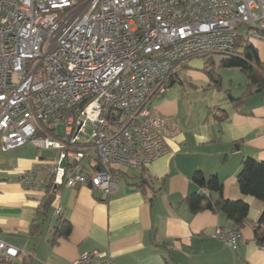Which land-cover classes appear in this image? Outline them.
I'll use <instances>...</instances> for the list:
<instances>
[{"label":"built area","instance_id":"2783aa9c","mask_svg":"<svg viewBox=\"0 0 264 264\" xmlns=\"http://www.w3.org/2000/svg\"><path fill=\"white\" fill-rule=\"evenodd\" d=\"M238 35L264 41L263 0H0V150L55 152L15 181L110 195L121 168L161 157L178 132L152 96L186 59L231 53ZM213 237L233 251L242 241L232 227ZM17 251L0 236V264H15ZM112 260L89 249L71 264Z\"/></svg>","mask_w":264,"mask_h":264},{"label":"crops","instance_id":"0c3cea01","mask_svg":"<svg viewBox=\"0 0 264 264\" xmlns=\"http://www.w3.org/2000/svg\"><path fill=\"white\" fill-rule=\"evenodd\" d=\"M252 44L264 69V41ZM197 59L182 62L171 85L150 99L178 126L168 150L142 168H121L108 197L86 185L65 186L44 206L47 193L26 191L15 181L39 152L26 144L0 150V236L18 249L15 264H71L89 249L110 251L114 264H264V246L252 230L263 203L242 195L236 181L244 157L264 160V88L244 96L247 73L236 68L244 75L236 87L243 89L233 95V81L223 89L221 75L218 83L210 80ZM190 69L195 82L206 84L205 94L211 90L207 98L186 93ZM196 171L205 178L216 174L225 198L248 203L234 251L213 237L215 228L230 227L224 213L188 208V194L218 197L193 181Z\"/></svg>","mask_w":264,"mask_h":264},{"label":"trees","instance_id":"16d2710c","mask_svg":"<svg viewBox=\"0 0 264 264\" xmlns=\"http://www.w3.org/2000/svg\"><path fill=\"white\" fill-rule=\"evenodd\" d=\"M257 50L249 40L242 35H238L234 49L231 53L217 54V67L219 68H238L247 73V87L243 95L258 91L264 88V69L263 62L257 55ZM214 54H206L199 58L204 59V71L216 83L220 82L213 77V69H208L211 65L215 64L213 57ZM175 76L171 78L169 86L173 82ZM120 172V171H119ZM123 172V171H122ZM193 181L201 188L206 189L208 192L218 193L216 199H211L209 195L204 193L188 194L186 201L189 205L188 208L192 212H197L201 209H209L213 212H222L226 215L230 227L239 230L243 226L248 212V203L243 199L230 200L223 196V186L216 174L210 175L205 178L200 171H196L192 177ZM236 181L240 193L245 196H252L262 201V210L258 219L253 227L254 237L256 241L264 246V160H258L253 157H244L241 161L240 169L236 175ZM56 189H48V199L45 201L44 206H47L51 196ZM106 197L110 195H105ZM69 227L65 229L67 233Z\"/></svg>","mask_w":264,"mask_h":264},{"label":"rangeland","instance_id":"374dc122","mask_svg":"<svg viewBox=\"0 0 264 264\" xmlns=\"http://www.w3.org/2000/svg\"><path fill=\"white\" fill-rule=\"evenodd\" d=\"M252 40L256 41L255 38L252 39ZM214 60L216 61V64H217V60H218V56L217 55H214ZM197 61L199 62V64L204 62V60L201 59V58L197 59ZM197 61L195 60L194 62H197ZM211 68L212 69L214 68V71L212 72V75H213L214 78H217L218 74H219V76L221 75L222 83H223V89L230 87V85H229L230 79L234 83V87L232 88L233 89V95H237L243 89V86H241L239 89L236 87V85L238 83H242L243 82V80L241 79L244 76L243 72L235 71L236 68H232V69L231 68H222V67L218 68L217 65H215V67H212V66L208 67V69H211ZM190 70H193L194 76L193 77H190L188 75L186 76L187 78L185 79V81H186L185 83H187L189 85V86L187 85V92L186 93L189 94L190 91H193L194 95H199V96H200V94L207 93L206 84H203V86H202V84H199L198 82H195L194 81L195 78H196L195 75H197V74H196L194 69H190ZM239 74H241L242 76H240ZM210 80H211V78H210ZM223 89H221L220 92H223ZM210 92H211V90L208 91V94H205L206 98L210 95ZM214 92H217L216 89H215ZM58 130H59L60 133H62V128L60 126H59ZM89 133H90V127L87 126L86 129H85V136L83 137V140L88 138ZM25 148H28V149L33 150V151H38L40 157H52V156L55 155L54 151H50V150L47 151L45 149H39L36 146L32 145L31 143H26ZM2 152H7V151H2Z\"/></svg>","mask_w":264,"mask_h":264}]
</instances>
